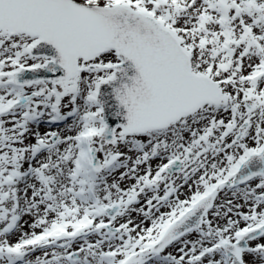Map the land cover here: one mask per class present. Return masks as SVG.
Returning <instances> with one entry per match:
<instances>
[{
  "label": "rangeland",
  "instance_id": "obj_1",
  "mask_svg": "<svg viewBox=\"0 0 264 264\" xmlns=\"http://www.w3.org/2000/svg\"><path fill=\"white\" fill-rule=\"evenodd\" d=\"M79 1L128 2L154 14L184 45H194L195 68L204 67L219 80L222 96L159 131L124 133L118 128L105 141L93 91L108 71L87 69L60 81L17 84L13 71L43 58L26 52L28 35L7 37L0 31V264L11 260L7 251L12 244L23 245L12 239L29 233L32 242L19 249L25 257L19 264H229L220 242L234 241L264 220L263 176L231 187L219 184L199 226L157 255L149 248L183 209L220 182L236 156L264 142V71L244 78L264 66V0ZM220 27L230 34L227 45L220 40ZM114 59L111 51L95 58ZM91 144L102 161L98 169L90 167ZM187 147L190 156L181 157L185 164L179 170L154 174L170 155ZM41 148L31 163L29 157ZM208 171L214 175L207 179ZM112 202L121 208L108 218L102 207ZM18 217L21 227L6 236L7 222ZM106 220L119 230H104ZM49 225L55 226L48 233ZM248 245L242 254L245 264H264V232ZM71 251L78 254L73 261L67 259Z\"/></svg>",
  "mask_w": 264,
  "mask_h": 264
},
{
  "label": "water",
  "instance_id": "obj_2",
  "mask_svg": "<svg viewBox=\"0 0 264 264\" xmlns=\"http://www.w3.org/2000/svg\"><path fill=\"white\" fill-rule=\"evenodd\" d=\"M0 27L9 33L18 27L39 34L29 51L50 57L42 66L23 68L22 81L69 77L80 69L78 56L87 59L107 47L117 49L121 62L98 83L96 92L106 139L113 136L116 124L126 131L156 127L200 103L213 101L219 93L216 83L189 71L186 54L163 27L127 8L95 7L73 0H0ZM49 64L53 71L47 69ZM92 163L99 166L93 148ZM243 168L251 170L250 175L264 174V148L246 159ZM213 193L192 208L194 219L182 220L183 228L199 223ZM117 207H109L110 213ZM173 226L163 236L162 245L185 230ZM250 236L252 231L242 234L239 248L246 246L244 240Z\"/></svg>",
  "mask_w": 264,
  "mask_h": 264
},
{
  "label": "bare ground",
  "instance_id": "obj_3",
  "mask_svg": "<svg viewBox=\"0 0 264 264\" xmlns=\"http://www.w3.org/2000/svg\"><path fill=\"white\" fill-rule=\"evenodd\" d=\"M245 145H246V147H245V149H246V148H248V147H249L250 143H249V142H246V144H245ZM228 149H229V148H228ZM243 151H244V150H242V152H243ZM228 219H232V217L229 215V218H228Z\"/></svg>",
  "mask_w": 264,
  "mask_h": 264
}]
</instances>
